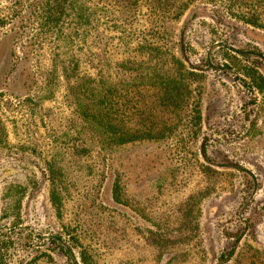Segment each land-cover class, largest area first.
I'll return each instance as SVG.
<instances>
[{"label": "rangeland", "instance_id": "obj_1", "mask_svg": "<svg viewBox=\"0 0 264 264\" xmlns=\"http://www.w3.org/2000/svg\"><path fill=\"white\" fill-rule=\"evenodd\" d=\"M48 3L0 0V264H264V92L245 74L264 78V6L253 19L252 0H138L124 22L111 0H83L79 28L53 26ZM142 44L180 61L191 96L142 111L171 138L106 149L82 129L64 62L113 75ZM117 179L134 210L114 203Z\"/></svg>", "mask_w": 264, "mask_h": 264}, {"label": "trees", "instance_id": "obj_2", "mask_svg": "<svg viewBox=\"0 0 264 264\" xmlns=\"http://www.w3.org/2000/svg\"><path fill=\"white\" fill-rule=\"evenodd\" d=\"M111 1L123 21L130 22L138 0ZM252 1L249 8L254 11L253 19H255L260 17L259 8L264 5L261 3L262 0ZM156 4L158 9L161 7L170 9L166 2H156ZM46 7L48 18L55 20L56 24L50 21L53 26H57L58 22H61V25H67L68 22H65L63 18H69L71 25L79 28L91 26L90 15L83 0H49ZM61 17L63 21H60ZM64 63L66 64L63 65L62 74L69 84L70 96L73 99L76 115L82 123V129L84 133L96 136L104 148L112 149L135 143L160 142L174 136L168 132L171 126L168 123L169 119L165 120L156 115L142 113L145 110L147 114L152 113L159 106L165 110L175 109V111L182 112L187 107V99L191 96L190 78L183 72L182 64L161 47L150 44L140 45L135 50L133 59H123L116 65L113 75H106L100 71L97 77L85 74L81 70V62L71 55ZM233 64V68L238 71L243 70L239 62ZM245 74L251 78L255 88L263 93L264 78L254 72L252 75L247 72ZM141 87H153L156 93L144 100L140 91ZM147 100L151 103L150 107ZM7 137V131L0 119V147L5 145ZM52 168L54 169L51 170L53 174L51 176H54L56 168ZM62 192L67 194L66 188L57 189L59 196L55 201L57 209L63 203ZM112 198L114 203L122 208L133 209L132 204L127 201L125 190L120 185L119 179L113 183ZM153 232L163 233L156 230ZM165 232L173 237L175 233L177 234L178 240L173 238L171 245L183 242V239H180L182 237L179 236V233L184 232L183 228L167 229ZM156 237L155 234L151 241L157 242ZM57 240L54 239L52 242ZM162 240L169 239L162 238ZM62 247L61 250L69 261L75 263L70 250L64 247V251ZM82 262L93 264L89 259L88 261L82 259Z\"/></svg>", "mask_w": 264, "mask_h": 264}]
</instances>
